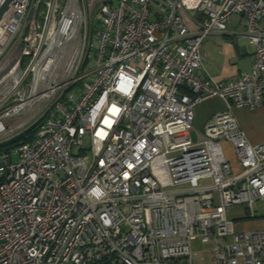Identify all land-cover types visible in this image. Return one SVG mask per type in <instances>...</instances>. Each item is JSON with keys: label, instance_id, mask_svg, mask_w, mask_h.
Returning <instances> with one entry per match:
<instances>
[{"label": "built area", "instance_id": "1", "mask_svg": "<svg viewBox=\"0 0 264 264\" xmlns=\"http://www.w3.org/2000/svg\"><path fill=\"white\" fill-rule=\"evenodd\" d=\"M232 16L254 57L218 83L197 73L201 45ZM211 99L224 109L194 142ZM261 106L264 0H10L0 143L37 129L16 163L1 154L0 264H199L195 239L210 264H264V229L228 216L264 200V142L233 114Z\"/></svg>", "mask_w": 264, "mask_h": 264}, {"label": "crops", "instance_id": "2", "mask_svg": "<svg viewBox=\"0 0 264 264\" xmlns=\"http://www.w3.org/2000/svg\"><path fill=\"white\" fill-rule=\"evenodd\" d=\"M207 40L208 42H206ZM202 45H204L201 51L202 63L197 73L214 82L235 80L241 72L249 70L253 61L254 47L243 32L227 29L225 32H212L203 40ZM233 114L252 145L264 142V106L255 109H234ZM224 147L227 157L237 168L232 147L229 144H225ZM261 201L262 207L260 209L253 208L255 216L252 218L248 217L245 209L240 206L228 211V216L234 220L236 230L255 231L264 229V200ZM192 247L195 248L193 250L194 256L202 244L198 239H195Z\"/></svg>", "mask_w": 264, "mask_h": 264}, {"label": "rangeland", "instance_id": "3", "mask_svg": "<svg viewBox=\"0 0 264 264\" xmlns=\"http://www.w3.org/2000/svg\"><path fill=\"white\" fill-rule=\"evenodd\" d=\"M226 27H227V30H230V31H236L240 33L243 32V26L240 22L237 21L236 16H232L229 19V22L227 23ZM206 42H208V40ZM203 48H204V45L201 46V51L203 50ZM223 107H224L223 103L217 99H211V100L205 101L203 103L198 104L195 107V121L193 123L192 130L189 133V137L194 142L201 140L204 127L206 126L207 123H209L212 120L215 113L224 109ZM242 109H250V108H242ZM84 140L85 142L88 141L87 138H85ZM18 148L19 147H16L11 150L10 159L13 163H16L18 161V155H17ZM73 152L75 154H80L77 146L73 147ZM1 157L2 156L0 155V159ZM261 204H262L261 200L256 201L254 203V207L260 209V207H262ZM213 247H214L213 241L202 244V247L199 248L198 251H196V254L194 255V260L199 264H210V260L212 256L211 251Z\"/></svg>", "mask_w": 264, "mask_h": 264}, {"label": "trees", "instance_id": "4", "mask_svg": "<svg viewBox=\"0 0 264 264\" xmlns=\"http://www.w3.org/2000/svg\"><path fill=\"white\" fill-rule=\"evenodd\" d=\"M36 129L37 127H33L5 142L0 143V155L3 153H10L12 149L19 147L22 143L31 140Z\"/></svg>", "mask_w": 264, "mask_h": 264}, {"label": "water", "instance_id": "5", "mask_svg": "<svg viewBox=\"0 0 264 264\" xmlns=\"http://www.w3.org/2000/svg\"><path fill=\"white\" fill-rule=\"evenodd\" d=\"M9 1H10V0H7V1L2 5V7L0 8V19L2 18L3 14L5 13V11H6L7 7H8Z\"/></svg>", "mask_w": 264, "mask_h": 264}]
</instances>
